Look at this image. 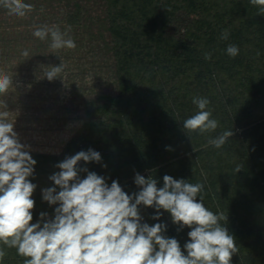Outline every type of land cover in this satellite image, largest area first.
Instances as JSON below:
<instances>
[{
    "label": "trees",
    "instance_id": "trees-1",
    "mask_svg": "<svg viewBox=\"0 0 264 264\" xmlns=\"http://www.w3.org/2000/svg\"><path fill=\"white\" fill-rule=\"evenodd\" d=\"M102 2L101 27L108 33L117 91L87 101L80 126L60 153L45 157L47 165L32 181V222L41 212L54 217L58 205L43 201L42 189L55 186L49 180L59 171L55 165L91 148L101 162L81 161L80 167L109 185L117 180L130 195L140 190L136 173L157 179V187L166 174L203 183L205 206L227 215L226 227L236 239L232 264H264V15L249 0ZM79 17V9L69 13L67 24L78 25ZM225 31L228 39L222 40ZM229 44L239 48L235 58L227 55ZM196 96L210 100L219 121L215 132L183 129V121L198 111ZM230 129L233 136L220 149L208 144L209 137ZM160 211L153 220L156 210L141 205L142 223L166 224L164 235L183 250L191 229L178 230L170 213ZM6 251L3 264H23L15 249Z\"/></svg>",
    "mask_w": 264,
    "mask_h": 264
},
{
    "label": "clouds",
    "instance_id": "clouds-1",
    "mask_svg": "<svg viewBox=\"0 0 264 264\" xmlns=\"http://www.w3.org/2000/svg\"><path fill=\"white\" fill-rule=\"evenodd\" d=\"M249 3L258 8V15H264V0ZM0 6L19 17L34 10L24 0H0ZM68 31L62 32L58 25H42L33 36L41 41L50 37L53 50L75 49L77 45ZM220 39H228L227 31ZM226 52L235 58L239 48L229 44ZM21 55L27 58L29 51L24 49ZM211 55L205 53V60ZM48 68L44 77L51 81L60 78L65 65ZM10 89H14L13 76L0 70V97H6ZM192 103L198 111L183 121L185 132H215L219 121L213 118L210 100L196 96ZM10 113L5 99H0V264L8 255L6 249H15L24 258L23 264H232L233 255L239 252L236 239L226 227L227 215L205 206L203 183L166 174L163 186L157 187V179L136 173L134 183L140 190L130 195L117 180L109 185L104 176L80 167L81 161L101 162V154L91 148L55 165L59 171L49 176L55 186L42 189L43 201L58 205L54 217L41 212L40 219L33 223L32 197L37 185L29 177L34 175L37 161L29 146L21 143ZM232 136L231 129L225 130L209 137L208 144L220 149ZM240 170L238 166L236 171ZM81 172L86 173L84 178ZM141 205L156 210L153 220L160 219L163 209L170 213L178 230L191 229L183 250L177 239L164 235L166 224L142 223Z\"/></svg>",
    "mask_w": 264,
    "mask_h": 264
},
{
    "label": "rangeland",
    "instance_id": "rangeland-1",
    "mask_svg": "<svg viewBox=\"0 0 264 264\" xmlns=\"http://www.w3.org/2000/svg\"><path fill=\"white\" fill-rule=\"evenodd\" d=\"M34 6L25 17L10 15L0 6V70L13 76L5 99L9 119L21 143L37 161L31 182L47 165V155L60 153L83 119L84 104L117 91L114 61L107 49L108 33L101 27L102 0H24ZM41 8L44 11H41ZM80 10L78 25L67 16ZM42 25H58L74 39L75 49L53 50L50 37L33 36ZM67 38V37H66ZM27 49L29 57L21 52ZM64 64L60 78L44 77L48 67Z\"/></svg>",
    "mask_w": 264,
    "mask_h": 264
}]
</instances>
